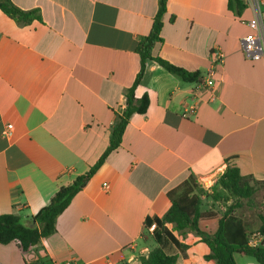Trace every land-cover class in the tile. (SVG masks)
Wrapping results in <instances>:
<instances>
[{
  "label": "crops",
  "instance_id": "1",
  "mask_svg": "<svg viewBox=\"0 0 264 264\" xmlns=\"http://www.w3.org/2000/svg\"><path fill=\"white\" fill-rule=\"evenodd\" d=\"M11 1L40 18L19 24L0 9V215L34 226L59 188L107 150L159 0ZM242 1L237 13L228 0H168L157 53L199 80L149 60L136 89L138 98L149 95L148 111L132 115L121 145L58 217L57 231L28 250L0 244V264H141L148 221L166 214L170 193L194 185L212 192L230 162L264 180V59L242 51L255 13ZM215 48L226 56L212 99L201 79ZM175 234L189 246L165 250L178 255L176 264H216L195 231Z\"/></svg>",
  "mask_w": 264,
  "mask_h": 264
},
{
  "label": "trees",
  "instance_id": "2",
  "mask_svg": "<svg viewBox=\"0 0 264 264\" xmlns=\"http://www.w3.org/2000/svg\"><path fill=\"white\" fill-rule=\"evenodd\" d=\"M168 0H159V9L154 18L150 33L140 41L137 52L141 57L140 70L133 85L127 90V105L122 114L117 115L112 128L110 144L100 159L91 169L77 177L73 183L62 186L52 197L50 203L44 206L34 217L38 225H27L22 217L15 213L0 215V244L17 242L23 250L40 244L44 238L57 231L58 217L68 208L74 197L86 186L88 181L105 162L110 152L117 149L122 142L124 131L132 115L144 114L150 106V97L144 94L138 98L136 89L142 82L149 60H154L168 71L188 82L199 80L198 72H190L164 59L157 53V46L163 41L161 35L164 26V16L167 13ZM229 7L241 13L245 8L242 0H228ZM0 9L19 24H29L40 15L37 10H23L11 0H0ZM264 185V180L253 175H244L235 163H229L226 172L218 180L216 192L218 199L223 198L222 191L240 200L252 197L257 187ZM196 185L186 188L181 194L170 193L171 206L163 217H155L148 221V227L156 223L153 231L158 243L165 235L180 251L189 247L175 234L185 228L195 231L207 243L210 253L207 259H213L216 264H236L235 255L252 256L264 264V239L257 246L250 244L252 231L248 224L239 218L234 210L221 212L216 209H203L202 193ZM224 199V198H223ZM261 225L258 231L264 237V214L260 215ZM172 224V227L168 225ZM178 255L167 253L162 246L152 248L147 255L140 256L141 264H176ZM37 264V263H36ZM40 264V263H39Z\"/></svg>",
  "mask_w": 264,
  "mask_h": 264
},
{
  "label": "built area",
  "instance_id": "3",
  "mask_svg": "<svg viewBox=\"0 0 264 264\" xmlns=\"http://www.w3.org/2000/svg\"><path fill=\"white\" fill-rule=\"evenodd\" d=\"M248 3L254 7V16L247 21L251 32L242 39V51L250 60L264 59V0H248ZM211 67L208 69L205 77L201 79V83L208 87L211 91L212 99L216 98L218 85L220 80L217 78L218 69L225 61V53L220 48H215L211 52ZM13 124H7L3 133L10 136ZM156 223H153L149 230L153 231ZM264 237L261 233L254 234L250 238V244L257 246L263 241Z\"/></svg>",
  "mask_w": 264,
  "mask_h": 264
},
{
  "label": "rangeland",
  "instance_id": "4",
  "mask_svg": "<svg viewBox=\"0 0 264 264\" xmlns=\"http://www.w3.org/2000/svg\"><path fill=\"white\" fill-rule=\"evenodd\" d=\"M198 191L203 195V209L213 208L221 212L227 209L231 211L234 210L235 214L248 224L252 231L251 237L254 234L260 233L258 231L261 225L260 215L264 214V185L258 186L257 191L252 197L242 198L240 200L236 199L226 191H222L224 199H218V195H212L213 191L216 192V188L212 192H207L203 189H198ZM169 227H172V224H169ZM153 231L146 230V234L150 237V241L147 244L149 250L141 252V256L148 254L149 251L154 248V244H156L154 242L155 237ZM160 245L167 252H172L175 249V245L165 235H163V240Z\"/></svg>",
  "mask_w": 264,
  "mask_h": 264
}]
</instances>
